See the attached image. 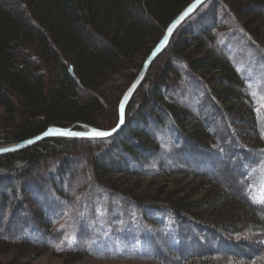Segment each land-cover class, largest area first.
Returning a JSON list of instances; mask_svg holds the SVG:
<instances>
[{
  "label": "trees",
  "instance_id": "trees-1",
  "mask_svg": "<svg viewBox=\"0 0 264 264\" xmlns=\"http://www.w3.org/2000/svg\"><path fill=\"white\" fill-rule=\"evenodd\" d=\"M195 1L0 0V106L7 112V118L0 121V146L19 144L42 135L52 127L72 128L75 131L83 130L84 126L100 131L114 130L120 121V105L125 93L163 40L170 25ZM210 1H219L234 15L237 8H242L241 4L237 7L234 0H208L173 34L168 47L156 57L149 71L158 59L174 48L177 63L184 64L185 71L190 75L188 82L193 88L197 85L202 89V93L195 95L201 126L215 128L212 137H218L219 128L224 127V122L230 118L234 125L250 127L252 133L239 140L225 129L229 143L225 139L222 142L224 147H212L210 136L197 129L192 130L195 126L187 125L191 120L189 112L182 113L174 105L166 103V94L174 85L166 86L165 83L176 80L174 75L179 72L175 64H169L164 75L160 76V83L148 90L143 103L139 91L145 88L146 78L126 109L123 130L110 139L54 137L42 140L31 148L0 156V237H11L9 241L12 244L23 245L22 255L28 259V263L24 264H32L37 258L38 249L31 244L42 245L35 239L31 240L30 236L35 232L48 240L47 237L51 235L50 216H53L54 210L51 199L39 187L42 185L38 186L35 180L21 175L34 169L43 159L46 165L51 162L50 157L62 152L68 154L71 147H80L85 142L96 144L105 141L113 143L110 152L117 146L125 157L130 158L141 157L142 153L148 154L151 150L149 158L160 154L164 168L183 174L189 172L179 166H167L166 163L179 154L189 157L192 141L207 153L212 152L218 161L216 164H223L225 169L236 172L233 177L235 185L228 186V189L247 204L244 207L239 205L241 209L235 213L228 227L191 212L222 205L228 200L235 201L231 200V195L222 198L221 193L216 196L211 193L191 205L179 201L165 204L168 202L165 199H161V203L156 198H135L133 192L123 190L122 194L151 210H146V214L153 215L155 212L152 210L162 208L175 213L176 218L170 223L175 227L174 239L173 236L167 238L160 231L148 232L147 237L144 235L137 240L139 245H135H138L140 254L153 252L154 258L157 257L155 259H164L169 264H182L183 261V264H264V245L261 242L249 245L253 254L248 248L240 247L243 242L254 243V235L237 241L225 233L228 230L239 235L264 229V203H261L264 199H255L256 184L264 182V125L261 124L264 123V84L258 86L256 82L249 85L248 79L252 74L249 71L248 75L244 73L251 65L261 64L257 62L258 56L264 61V48L257 44L260 41V27L264 25V0L252 3L254 8L245 14L247 20L244 25L240 23L246 41L238 43L236 38L230 37V34L237 37L235 32L229 31L220 38V41H225L224 44L217 42L220 48L214 45V30L219 22L214 20L212 27L204 26L194 31L189 28L191 18L197 16ZM238 13L243 15L245 11L242 13L239 10ZM185 26L191 31L180 39L178 34L185 30ZM248 37L259 46V53L255 52L256 45ZM243 51L248 53L247 59L254 58L255 63L248 62L250 65L244 66ZM228 53L234 55V60L226 57ZM240 67L242 69L239 71ZM253 78L257 79L256 76ZM213 83L216 87L209 90ZM186 86L190 87L188 83ZM254 86H257L256 91L253 90ZM113 92H118V96L114 104L107 105L112 109L109 117L103 118ZM220 102L223 106H231L222 108L221 112ZM157 110L162 111L161 115L168 116V121L161 115L155 117ZM135 120L137 125H134ZM156 132L165 137V142L160 145L157 140L158 144L151 149L146 144ZM233 133L240 134L236 130ZM165 143L169 146H164ZM115 160L111 154H103L94 160L92 167L96 183L112 191L118 188H112L108 183H112L115 174L122 173ZM76 162L78 164L80 161ZM179 164H188V161ZM72 165L71 161L66 160L54 167L52 172L55 173L51 172L50 175L59 180V176H64L63 173ZM206 167L209 171L217 168L212 162ZM108 179L110 181L105 182ZM215 189L218 190V186ZM2 205L8 209L1 211ZM37 215L39 222L36 221ZM186 220H189L188 224L193 222L199 225L187 227ZM145 226L146 230L150 229L146 223ZM125 231L133 232L132 229ZM57 233L64 236L61 231ZM53 240L55 243L60 241L56 238ZM165 245L170 246L182 262L168 261L163 254ZM213 246L225 249L224 256L217 255Z\"/></svg>",
  "mask_w": 264,
  "mask_h": 264
},
{
  "label": "rangeland",
  "instance_id": "rangeland-1",
  "mask_svg": "<svg viewBox=\"0 0 264 264\" xmlns=\"http://www.w3.org/2000/svg\"><path fill=\"white\" fill-rule=\"evenodd\" d=\"M234 1L237 7L239 4L242 5V8H237L235 12L236 15L233 13L231 14V12H229V10L219 1H210V3H208L197 16L191 18L189 28L194 31L195 29H201L204 26L212 27V23L215 20L219 22L214 30V45L216 47L220 46L217 45V42L218 44H220L219 42L224 44L225 41H220V38H223L229 31L235 32L237 35L236 37L233 34H230V37L236 38L238 43H242L245 40V35L242 31L244 22L247 20L245 14L247 11L254 8L252 3L257 0ZM239 10L242 13L245 11V13L240 15L241 13H238ZM240 19H244V21L242 20L241 22ZM240 23H243V25ZM189 28L185 26V30L178 34L180 39L189 35L191 31H189ZM260 28L261 32H259L260 34L258 33L260 41L257 44L264 48V25H261ZM248 39L250 40L249 37ZM252 42L256 45L255 41L252 40ZM254 44L251 43V45L255 46ZM259 46L256 45L254 47L256 53L260 52ZM173 50L174 48H172V50L170 49L163 55V57L158 59L153 64L150 71L148 70L149 72H147L145 77V80L148 77L147 84L145 88L140 91L138 90L143 103L148 90L154 85H157L160 80V76L164 75L168 65L175 64L179 72L174 75L176 80H168V83H165L166 86L174 85V88L171 87L166 94L168 99L166 103L174 105L179 111H182V113H190L188 114L190 115L191 120L187 123V125L196 127H192V130L197 129L204 135L210 136L209 143L215 149L221 148L222 146L224 147V143L222 142L225 139H227L228 142V136H226L227 133L225 129L229 130L228 132H231L233 136L237 137L239 140H243V136H249V134L252 133V129L250 127L241 126L240 124L234 125V123L230 121V118L224 122L223 126L225 128L222 126L219 128V132L216 135L218 137H212L213 133H215V128L206 129L201 126V117L196 111L195 95L202 93V89L197 85H195L194 88L191 86L192 84L189 83L190 75L188 74V71H185L187 69L184 64L180 63L179 65V63H177V57L175 58ZM241 55L245 56L243 62L244 66L246 64L250 65L248 62L255 61L254 58L253 60H248V53H245L244 51ZM258 55L259 54H257V56ZM226 57L234 60V55L232 53H228V55L226 54ZM261 59L262 58L258 56L257 62L261 63L258 64V66L251 65V67H249L250 69H246L245 71L243 70L247 75V71L252 74L250 79H248L249 85H253L256 82H258V86L260 83L264 84V81L262 80L264 78V61ZM255 68H257V70H255ZM240 69L242 68L240 67L239 71ZM247 75L245 76L247 77ZM254 76H256L257 79L253 78ZM252 79L255 81L253 82ZM187 83L190 87L186 86ZM182 86H186V88H183ZM215 87L216 85L213 83V86L211 85L209 90H212ZM253 90L256 91L257 86H254ZM112 94L113 95L110 97L106 106L109 105V103L111 105L114 104L115 98L118 96V92H113ZM230 106H223L220 102L221 112H223V109ZM111 110L112 109L107 106L106 112L102 115V117H109ZM224 111L226 112L227 110ZM161 112L162 111L157 110L155 117H157V115H161ZM247 116L248 115H246V117ZM161 117H164L163 119L166 121L169 119L166 115H161ZM6 118V110L4 107L0 106V121L5 120ZM135 122H137V120L134 121V125H137ZM261 124L264 125V123ZM90 128L91 127L89 126H84V129L81 131L87 132ZM234 130L238 131L240 134L233 133ZM1 140L2 139L0 138V142ZM157 140L161 145L165 142V137L161 136V133L158 132L154 137L148 140L149 143L145 142V144L148 143L146 146H149V148L152 149L158 144ZM105 142L96 143L97 145L90 142L81 143L80 147L69 148L70 151H67L69 152L68 154L62 152L55 157H50L52 159L49 164L45 165V162L43 161L44 159L41 160L42 162L40 161L37 166H34V169L32 168L31 171L21 175L27 179L31 178V181L35 180L36 185L38 186L42 185L39 187L41 190H44L46 192L45 194L48 195V198L51 199L54 210L53 216H50L52 230L51 235L47 237L48 240H45V238H43L40 234H35V232L30 236L31 240L34 241L35 239L42 243L41 245L35 241L38 245L35 243L31 244V246H35L38 249L36 251L37 258L34 262H32V264H169V262L164 259L162 261L161 259H155L157 257L154 258L153 252L140 254L137 240L144 237V235L147 237L150 232L152 234L156 231L163 232L167 238L168 236H173L174 239L175 227L173 226V223H170L174 220V218H176L174 216L175 213L162 208L157 211L152 210L155 212L153 215H149V213L146 214V210L149 209L136 203V200L122 194L123 190L133 192L132 194L134 197L136 196L135 198H156L160 202L161 199H165L168 201L165 202V204L179 201L187 205H191L192 203L199 201L208 194L213 193L216 196L221 193L222 198L230 197L231 200L233 199L235 201H229L227 199L228 201H225L222 205L219 204L213 207H206L202 210H192L191 213L198 215L205 220H209L212 223H220L228 227L230 226V221L233 220L235 213L238 212V209H241L239 205L242 207L247 206L243 198L236 196L234 193H231L230 189H228V186L233 184V177L236 172L225 169V167L222 166L223 164L221 166L216 164L217 159L214 155H212V152L207 153L204 148H200L199 146L197 147L192 141V151L189 152L191 156L189 155V157H187L185 154H179L173 158L174 160L171 159V161L166 163L167 166H179V168L185 169L184 171L189 172L186 174H183L182 172L176 173L168 168H164L162 165L163 162L160 160L162 157L160 154H154V157L149 158V155H152L151 150H149L150 154H146L145 152L141 154V157L130 158L125 157V155L121 152L122 149H119L117 146L112 152H110L111 149L109 150V148H112L111 145L113 143H109L107 141ZM10 145H1L0 148ZM164 146H169V144L165 143ZM103 154H111L114 156L117 165L122 169V171L120 170L122 173L115 174L112 177V183H108V185L112 188L115 187V189L118 188L119 190L117 189L116 191H112L110 188L96 183V179H94V173L92 172V167H94L93 162L95 159H99V157ZM143 158H145V160ZM63 160L65 162L66 160H69L73 165L71 166V169L63 173L65 174L64 176H59L60 179L57 180L50 175V173L54 170V167H57L58 164L65 163ZM76 160L81 163L78 162L77 164ZM184 161H188V164H179ZM211 162L212 164L215 163L217 168L209 171L206 165ZM77 168L80 169V171H78ZM54 173L55 172H52V174ZM190 175H194L195 177ZM85 179L89 180L86 181ZM109 181V179L105 180V182ZM256 185L258 187L256 189L255 199L259 201L264 199V182L260 185ZM217 186L219 188L218 190L215 189ZM2 206L3 208H1V211H4L7 207L5 208L4 205ZM243 210L244 209L242 208L241 211ZM35 217L37 218L36 221L39 222L38 215ZM185 222L188 224L189 220H186ZM42 223L43 222H41V225ZM145 223L150 229L146 230L147 227L145 226ZM188 225L186 226L192 227L193 225L197 226L199 224H193V222H191V224ZM127 229H132L133 232L129 233L128 231H125ZM56 231L63 232L64 236L58 235ZM225 233L237 241H242L245 237H248V235H254L256 237L254 238V243H240V247L245 249L248 248L249 252L252 254L254 252L250 251L249 245H256L260 242L264 245V229L253 232H243L239 235L230 233L228 230ZM53 238L60 239V241L55 243ZM9 239H11V237H8V239L4 236L0 237V264L28 263L27 257L22 255L23 252L21 250L23 245L20 243L12 244ZM136 244H138L137 247H135ZM212 244L213 242H211V245ZM167 246L168 245H165L163 250V254L167 257V260L179 261L180 263V257L174 253L170 246H168L170 248H167ZM213 248L217 255L224 256L223 254L226 251L225 249H222L221 247L215 248L214 246ZM236 252L238 253L239 251L236 250ZM230 257L233 258L235 256L230 255ZM183 263L185 262L183 261L182 264Z\"/></svg>",
  "mask_w": 264,
  "mask_h": 264
},
{
  "label": "water",
  "instance_id": "water-1",
  "mask_svg": "<svg viewBox=\"0 0 264 264\" xmlns=\"http://www.w3.org/2000/svg\"><path fill=\"white\" fill-rule=\"evenodd\" d=\"M207 1L208 0H196L184 11V13L180 17H178L170 25V27L168 28L163 40L159 43V45L154 49V51L152 52L150 57L147 59L141 73L139 74V76L137 77V79L135 80L133 85L130 87V89L127 91V93L125 94V96L121 102L120 109H121V106H123V110H124L123 123H120V121H119L118 126L114 130L105 131V132H111V135H109L107 137H94L93 136V130H95V129H92V128L88 129L87 132H83V131H75L72 128H55V127H52L38 137L29 139V140L21 142L19 144L10 145V146L3 147V148L1 147L0 148V156L31 148V147L35 146L36 144H38L39 142H41L42 140H45L48 138L67 137V138H73V139H109V138L115 136L116 134L120 133L123 130L124 125H125L126 109L129 105V103L131 102V100L133 99L134 95L137 93L140 86L144 82L145 77L147 75V72H148L151 64L156 59V57L158 55H160L168 47L170 40H171V37L180 28V26L186 20H188L192 15H194ZM97 131H100V130H97ZM58 133H71V135H60Z\"/></svg>",
  "mask_w": 264,
  "mask_h": 264
},
{
  "label": "snow or ice",
  "instance_id": "snow-or-ice-1",
  "mask_svg": "<svg viewBox=\"0 0 264 264\" xmlns=\"http://www.w3.org/2000/svg\"><path fill=\"white\" fill-rule=\"evenodd\" d=\"M123 120H124V110H123V106H121L120 123H123ZM58 134H60V135H71V133H58ZM109 135H111V132L93 130V136L94 137H107ZM261 203H264V200H262Z\"/></svg>",
  "mask_w": 264,
  "mask_h": 264
},
{
  "label": "bare ground",
  "instance_id": "bare-ground-1",
  "mask_svg": "<svg viewBox=\"0 0 264 264\" xmlns=\"http://www.w3.org/2000/svg\"><path fill=\"white\" fill-rule=\"evenodd\" d=\"M207 3V2H206ZM205 5V4H204ZM5 147H7V146H5ZM3 148V147H2ZM237 193H238V190L237 189H234Z\"/></svg>",
  "mask_w": 264,
  "mask_h": 264
}]
</instances>
